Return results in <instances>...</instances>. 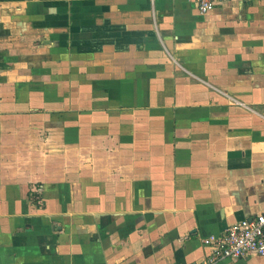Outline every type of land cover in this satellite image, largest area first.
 <instances>
[{
  "label": "crops",
  "instance_id": "0c3cea01",
  "mask_svg": "<svg viewBox=\"0 0 264 264\" xmlns=\"http://www.w3.org/2000/svg\"><path fill=\"white\" fill-rule=\"evenodd\" d=\"M263 211L264 0H0V264H199Z\"/></svg>",
  "mask_w": 264,
  "mask_h": 264
},
{
  "label": "built area",
  "instance_id": "2783aa9c",
  "mask_svg": "<svg viewBox=\"0 0 264 264\" xmlns=\"http://www.w3.org/2000/svg\"><path fill=\"white\" fill-rule=\"evenodd\" d=\"M215 1L193 0V3L198 14H206L214 8ZM201 244L208 254L199 264H216L248 255L264 257V211L232 223L219 236L201 239Z\"/></svg>",
  "mask_w": 264,
  "mask_h": 264
}]
</instances>
